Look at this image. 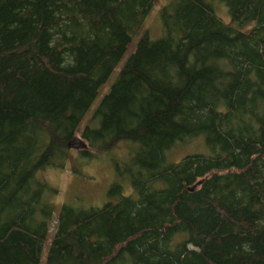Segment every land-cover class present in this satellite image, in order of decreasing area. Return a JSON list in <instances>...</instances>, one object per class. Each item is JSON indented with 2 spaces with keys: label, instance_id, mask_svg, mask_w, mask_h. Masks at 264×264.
Wrapping results in <instances>:
<instances>
[{
  "label": "trees",
  "instance_id": "1",
  "mask_svg": "<svg viewBox=\"0 0 264 264\" xmlns=\"http://www.w3.org/2000/svg\"><path fill=\"white\" fill-rule=\"evenodd\" d=\"M154 1L0 0V264L40 262L53 208L37 173L122 140L133 192L63 204L45 264H264V0H168L151 39ZM199 135L207 154L166 161Z\"/></svg>",
  "mask_w": 264,
  "mask_h": 264
},
{
  "label": "rangeland",
  "instance_id": "2",
  "mask_svg": "<svg viewBox=\"0 0 264 264\" xmlns=\"http://www.w3.org/2000/svg\"><path fill=\"white\" fill-rule=\"evenodd\" d=\"M167 2L168 0H155L151 10L145 17L141 30H147L151 39H157L162 35L163 28L159 11ZM214 9L219 18L224 22H230V16L225 5L216 2ZM138 38L139 35L133 37L108 79L100 86L95 99L79 125V130H82L86 125L95 126L93 114L102 97L110 90L123 63L135 49ZM136 148V143L130 140H122L116 143L108 152L99 153L89 159L80 155L78 151L80 148L74 147L71 149L70 156L63 168L47 167L37 173V177L47 185L44 198L53 208L39 264H45L46 262L49 243L54 235L59 211L63 204L82 208L102 206L105 202L115 201L118 198L116 191L109 194L110 189L115 185L120 187V193L123 195L133 192L129 173L137 170V166L133 162ZM167 152L165 155L166 161L170 163L178 162L188 154H207L208 149L204 136L199 135L177 142L174 148Z\"/></svg>",
  "mask_w": 264,
  "mask_h": 264
},
{
  "label": "water",
  "instance_id": "3",
  "mask_svg": "<svg viewBox=\"0 0 264 264\" xmlns=\"http://www.w3.org/2000/svg\"><path fill=\"white\" fill-rule=\"evenodd\" d=\"M202 182V180H199V181H197L194 185H193V187L192 188H194V187H196L197 186V184H199V183H201Z\"/></svg>",
  "mask_w": 264,
  "mask_h": 264
}]
</instances>
